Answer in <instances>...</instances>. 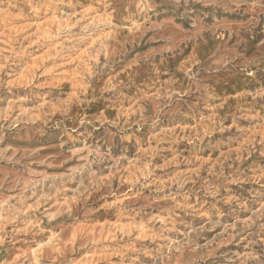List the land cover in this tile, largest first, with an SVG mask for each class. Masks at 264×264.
Returning a JSON list of instances; mask_svg holds the SVG:
<instances>
[{"label": "rangeland", "instance_id": "rangeland-1", "mask_svg": "<svg viewBox=\"0 0 264 264\" xmlns=\"http://www.w3.org/2000/svg\"><path fill=\"white\" fill-rule=\"evenodd\" d=\"M0 264H264V0H0Z\"/></svg>", "mask_w": 264, "mask_h": 264}]
</instances>
